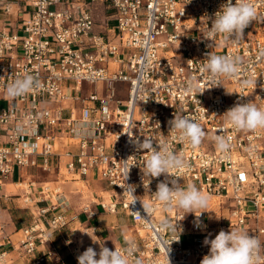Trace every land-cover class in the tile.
Masks as SVG:
<instances>
[{
	"label": "built area",
	"instance_id": "obj_1",
	"mask_svg": "<svg viewBox=\"0 0 264 264\" xmlns=\"http://www.w3.org/2000/svg\"><path fill=\"white\" fill-rule=\"evenodd\" d=\"M252 2L256 18L242 36L226 38L208 35L211 18L226 0H0V18L18 20L14 30L0 22V100L6 102L0 109V182L15 171L20 179L28 169L51 173L67 158V175H95L106 183L109 200L100 209L120 210L133 224L131 237L115 247L133 241V259L143 264H168L166 251L170 264H200L210 249L205 238L214 239L207 232L210 199L218 207L229 202L220 230L248 227L264 246V229L258 228L264 218V129L236 130L223 115L237 103L264 107V0ZM98 3L112 22L104 32L97 30ZM209 54L239 56L238 73L210 80ZM26 74L41 86L9 97L8 85ZM189 81L198 89L189 90ZM84 84L98 86L84 92ZM119 86L125 98L118 96ZM176 115L200 124L205 138L198 147L169 129ZM218 135L228 139L223 151L213 139ZM144 139L182 156L187 167L169 175L181 188L191 183L209 196L207 208L197 210L206 211L199 218L155 200L165 176L150 182L144 177L150 153L137 148ZM126 185L134 186V204ZM83 210L93 216L88 206ZM165 219L173 226L182 219L178 242H172L178 235L172 229L161 231ZM68 223L56 205L38 209L18 241L30 264L45 263L50 253L35 256L37 248L45 249L51 233ZM9 245L0 229V264L8 261ZM259 256L264 264V247Z\"/></svg>",
	"mask_w": 264,
	"mask_h": 264
},
{
	"label": "clouds",
	"instance_id": "obj_2",
	"mask_svg": "<svg viewBox=\"0 0 264 264\" xmlns=\"http://www.w3.org/2000/svg\"><path fill=\"white\" fill-rule=\"evenodd\" d=\"M257 11L252 0H226V3L220 6V9L211 18V26L208 35L210 37L223 35L226 38H237L244 34V30L256 18ZM209 19V18H208ZM241 58L239 56H221L209 54L205 69L210 73V80H216L218 77H231L238 73ZM245 83H251L246 81ZM40 82L32 75H24L16 78L7 87V95L11 98L25 95L34 89L39 88ZM194 81H189V90L198 89ZM225 120L234 129L239 131H254L264 129V107H258L253 102L237 103L234 107L227 110L224 114ZM169 129L176 134L181 141H186L191 147H198L205 138V132L200 124L186 116L176 115L169 121ZM217 147L223 151L229 147L228 139L222 135L213 138ZM137 148L144 152H149L146 165L142 172L144 177L157 178L165 176V180L158 183L157 191L154 193L155 200L165 208L175 206L184 210L185 215L194 213L197 218L203 212L197 214V210L206 209L208 206L209 196L198 189L194 184H188L186 188L179 186V181L169 175L173 169L187 167L182 156L175 154L167 144L161 143L154 147L150 140L137 142ZM130 168L125 169L126 179ZM150 182V180H149ZM126 190L133 196V204L136 196L133 195L134 186L126 185ZM145 211H150L151 206L143 204ZM136 216H141L139 211H135ZM184 215V217H185ZM183 217V218H184ZM182 218V219H183ZM179 219L177 221H180ZM177 221L173 226L167 219L161 221V231L172 229L178 235L172 242L179 240L182 229L177 228ZM87 234L94 243L100 245V251H95L88 247L82 254L77 257L78 264H143L139 258L133 259L136 245L133 241H126V246L110 250L101 244L95 233ZM98 238V237H97ZM171 242V243H172ZM205 245L210 249L200 264H258L260 259L259 253L262 246L260 240L247 232L231 228L226 232L220 230L214 239L205 238ZM168 264H170L168 251H166ZM98 257V258H97Z\"/></svg>",
	"mask_w": 264,
	"mask_h": 264
},
{
	"label": "crops",
	"instance_id": "obj_3",
	"mask_svg": "<svg viewBox=\"0 0 264 264\" xmlns=\"http://www.w3.org/2000/svg\"><path fill=\"white\" fill-rule=\"evenodd\" d=\"M94 15L98 23L97 30L104 32L106 28L112 27V22L110 19H108V17H106V11L100 3L95 5ZM2 18H0V22L2 24H6L7 22L5 23L4 18ZM5 20L9 21L10 24H7L9 25L10 30H14L18 27V20L15 16L8 17ZM108 34L110 36L112 35L110 32ZM125 95L126 93L124 89L119 86L118 96L125 98ZM66 161L67 158L62 157L59 161V169L57 168L56 170L51 171V173H43L41 176H39L38 173H42L41 171L36 169H28V175L25 176L29 179L41 177V181L29 183H32L33 185L37 184V187H31L28 184L29 193L26 194H29L30 198L34 200L33 202L31 200V206H22V208L30 210V213L33 217L32 223L37 219L38 209L50 205H56L57 212H65V215L69 219L67 226L53 232L50 235L49 243H47L45 249L42 247L37 248L35 256L45 255L46 252L50 253V255L44 256V264H78V256L74 254L75 252L77 253V251H79V253L82 254L88 247H92L95 251L99 252L100 245L98 243H94L84 232H88L90 235L95 233L98 238L95 236H93V238L98 239L101 244L104 243V246L109 249L125 243V240L129 239L132 234L133 224L124 214V212L119 210L115 214H110L100 209L99 203L101 201L109 200L110 191L106 183L98 179L95 175H89L87 177L80 178L77 176L67 175L64 168ZM51 176L56 178L52 184L57 186L54 189L55 194L53 195H51V188L47 186V184H49L48 179ZM22 179L24 180V177ZM22 179L19 178V173L15 171V174L10 179L0 182V229H2V231L9 236L11 241V246H4V249H6L9 254L6 264H30L32 259V257L24 256L18 247L21 230L24 228L18 229V227L15 225V221L12 216L13 212L11 209L12 204H14L15 201H21L23 199L22 197L25 196L22 195L20 198H11L13 195L18 194L13 193L11 186ZM69 181H73L71 183L72 186H64L65 184H68L67 182ZM78 181H82L83 183L100 182L105 186V190H103V192L109 193L108 199L102 197L100 202L95 199V204L89 203L91 206L84 205L90 208V211L93 215L92 217H89L88 213H86L83 209V212L75 211L76 207H74V205L77 204V201H75L76 199L74 200L73 197L63 195V191H65V189H76L74 186L77 185ZM44 187H48V190H44ZM2 205L6 207H1ZM77 206H80V204H77ZM39 220L42 221V219ZM260 226L261 225H259L258 228L264 229V227L262 228ZM69 232H72V234H69ZM245 232H247L249 235H252L251 231ZM261 240L264 241V239Z\"/></svg>",
	"mask_w": 264,
	"mask_h": 264
},
{
	"label": "rangeland",
	"instance_id": "obj_4",
	"mask_svg": "<svg viewBox=\"0 0 264 264\" xmlns=\"http://www.w3.org/2000/svg\"><path fill=\"white\" fill-rule=\"evenodd\" d=\"M97 86L98 85L84 84L83 85L84 92L86 90L96 88ZM100 86H102V84ZM100 92H102V90ZM120 96H122V95H120ZM5 106H6V102L3 100H0V109H3ZM38 174H39V176H41V174H43V173H38ZM22 180L16 182V183H22V186H20V187H16V185L11 186L13 193H18L17 195H13V197H11V198H20V197H22V195H25L24 197H22L23 199L21 201H18V202L15 201V203L12 204V208H11L12 212H13L12 216H13V219L15 221V225L18 228L28 227L31 225V223L33 221V217L30 213V210L26 209V208H22V206L23 207H26L29 205L31 206V200H32V202L34 200L30 198L29 194H26V193H29L28 184L30 182L41 181V177H38V178L34 177L31 179L24 177V180L23 181ZM55 180H56V178L54 176H51L48 179L49 184H47V186L49 188H51V191H52L51 195L55 194L54 189L57 187L54 184H52V182H54ZM72 182L73 181H69V182H67L68 184H65L64 186L68 185V187H70V186H72V184H71ZM37 186H38L37 184L33 185V187H37ZM74 187L76 189H69V190L65 189V191H63V195L73 197L74 200L76 199L75 200V201H77L76 203L80 204V206H77V204L74 205V207H76L75 211L83 212L82 209H83L84 205H90L89 203L95 204L96 203L95 199H97L99 202L102 200V197H105V199H108L109 193L103 192V190H105V186H104V184H102L100 182L83 183L82 181H78L77 185H75ZM98 197H99V199H98ZM209 204H210L211 209H210L209 214H208L209 228H208L207 232H208V234L211 235V237L215 238V236L220 231V227L223 224H225L224 216L227 214V211L225 208H228L229 202L227 201L224 206L222 205V206L218 207L216 200L211 199ZM1 207H6V206L2 205ZM259 225H261L260 227H262V228L264 227V218L260 219ZM241 230L249 231L248 227L241 228ZM69 234H72V232H69ZM261 239H264V234L261 235ZM77 255L78 256L80 255L79 251H77Z\"/></svg>",
	"mask_w": 264,
	"mask_h": 264
},
{
	"label": "bare ground",
	"instance_id": "obj_5",
	"mask_svg": "<svg viewBox=\"0 0 264 264\" xmlns=\"http://www.w3.org/2000/svg\"><path fill=\"white\" fill-rule=\"evenodd\" d=\"M14 185H16V187H20V186H22V183H15Z\"/></svg>",
	"mask_w": 264,
	"mask_h": 264
},
{
	"label": "trees",
	"instance_id": "obj_6",
	"mask_svg": "<svg viewBox=\"0 0 264 264\" xmlns=\"http://www.w3.org/2000/svg\"><path fill=\"white\" fill-rule=\"evenodd\" d=\"M25 228H27V227H25ZM18 229H19V228H18ZM53 232H55V231H53ZM53 232H52V233H53ZM52 233H51V234H52ZM185 244H186V243H185Z\"/></svg>",
	"mask_w": 264,
	"mask_h": 264
}]
</instances>
